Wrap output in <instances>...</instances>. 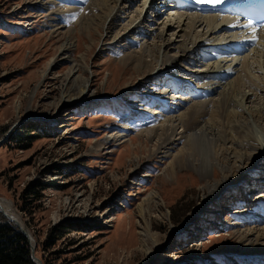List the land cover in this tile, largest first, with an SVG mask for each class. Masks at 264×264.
Returning a JSON list of instances; mask_svg holds the SVG:
<instances>
[{
  "label": "rangeland",
  "instance_id": "374dc122",
  "mask_svg": "<svg viewBox=\"0 0 264 264\" xmlns=\"http://www.w3.org/2000/svg\"><path fill=\"white\" fill-rule=\"evenodd\" d=\"M73 2L0 0V138L7 133L0 143V199L10 204L22 225L15 222L32 238L26 237L33 264L38 263L30 243L41 264H262L264 248L250 255L248 241L239 242V232L264 228L250 227L258 219L264 224L255 202L250 207L254 223L222 214L205 224L207 218L194 214L206 181L189 173L192 169L168 165L184 142L159 153L149 142V151L133 150L142 142L139 134L180 109L167 103L148 109L167 79L139 78L135 61L124 62L133 59L139 46L123 37L112 40L123 33V20L112 22L111 16L113 25L105 31L102 22L92 24L90 17L89 27H83L68 11ZM91 15L94 11H85V17ZM164 16L149 18L160 24ZM66 42L68 50L61 54ZM75 62L88 69L81 74L93 86L83 105L63 106L65 74ZM242 87H235L231 97L219 91L212 98L231 108L234 97L249 90ZM153 109L157 116L147 113ZM29 125L33 131L26 132ZM112 135L121 141L105 143ZM231 190L228 186L224 192ZM151 194L156 198L142 216L139 206ZM222 196L203 212H213ZM242 212L251 219L247 208ZM147 226L157 241L148 242L151 258L141 247Z\"/></svg>",
  "mask_w": 264,
  "mask_h": 264
},
{
  "label": "bare ground",
  "instance_id": "6f19581e",
  "mask_svg": "<svg viewBox=\"0 0 264 264\" xmlns=\"http://www.w3.org/2000/svg\"><path fill=\"white\" fill-rule=\"evenodd\" d=\"M70 1H74L75 6H70L71 9L68 11L72 15L75 14L78 22H83L81 24L83 27H89L90 17L92 24L102 22V28L105 31L113 25L112 22L123 20L124 24L120 27L123 33H118L112 40L119 41L123 37L130 44L139 46V51L134 54L133 59L128 58L124 62L135 61L133 70L138 77L140 76L139 78L167 79L164 80V89L153 94L147 108L151 109L152 106L156 108V105L161 107L162 104L167 103L171 109L173 105L180 110L177 109L179 111L174 114L167 113L169 117H162L158 126L139 134L138 138H141L142 142L133 150L149 151L147 148V142H149L152 150L159 153L167 147L174 148V143L179 146L181 142H184L182 148L173 154L168 165L172 170L176 164L182 169H192L193 172L189 173L195 174L197 179L199 177L206 181L202 204L195 211L194 216L207 218L205 224L213 223L214 216L219 220L218 212L222 207L221 202L226 199L225 207H230L233 201L243 199L244 195L241 192L238 193L239 188L242 190L240 186L247 175L249 177L248 180L245 179V182L253 183L250 180V173L258 168L260 163V169H262L264 162V27L256 46L240 56L236 64L230 65L222 60H211L205 55L201 59L199 55L202 49L208 50L207 46L213 44L216 37L221 36L223 20H217L212 15H199L196 12L182 9L180 8L181 2L168 1L164 3V6L161 4L162 0H143L142 4L137 0H132V2L130 0ZM85 3H87L86 8L83 7ZM130 5L133 7L130 8ZM87 10L94 11V15L85 17ZM151 13L153 14L150 15ZM158 14L165 15L160 24L156 23L160 19H157ZM111 16L116 18L114 20L113 17L112 22ZM149 17L157 20L153 22ZM106 22L108 27H106ZM68 46L69 43L66 42L58 51L64 54ZM203 53L209 54L205 51ZM55 60H52L49 66ZM79 65L75 62L65 74L66 88L60 98V105L68 107L83 105V99L93 86L90 78H84L81 74L82 71L87 72L88 69L82 70ZM157 65L159 68L155 69ZM229 65L231 73L235 75L228 80L226 76L216 81L217 77L214 75L219 74L224 68L227 69ZM182 86H185L188 91H183ZM242 86L249 90L247 92L243 90L242 97H234L231 108V104L228 106L212 98L213 95H218L219 91L224 98L231 97L235 87L241 90ZM191 100L194 103H191ZM147 113L157 116L154 109L151 113L148 111ZM179 129L181 133L177 132ZM114 137L116 136L108 137L105 143L121 141L113 139ZM133 155L138 156L134 152ZM171 175L175 177V174L171 173ZM237 180L240 184L235 185ZM199 183L204 188V183L201 181ZM258 184H262L258 187H264L263 181ZM228 186L232 190L224 192ZM220 195H223V199L215 203L214 207L217 209L214 211L215 214L213 215L210 211L203 212V207L206 208L209 203L216 202ZM260 195H262L261 192H258L254 199L257 206L258 204L264 205V199L260 198ZM154 198L156 194H151L140 204L139 212L142 216L146 214L148 205L153 203ZM249 199L251 201V198ZM251 204L245 201L243 204L237 203L230 208L231 219L242 215L246 218L247 225L249 222L254 223L256 213H251ZM9 205L8 202L0 199V209L13 221L22 225L19 217L11 211ZM246 208L248 210L246 214H249L251 219L244 216L245 212H242ZM256 212H258L257 209ZM260 214H264V210H260ZM260 222L258 219L254 224L251 223L250 227L264 226ZM239 235V242L248 241L247 247L252 248L250 255H255L261 248H264V228L249 229L246 232H239ZM142 238L141 247L150 258L153 257V250L148 246V242L151 239L156 245L157 241L149 226L143 231ZM29 241H32L31 237ZM250 263L260 264L258 260ZM261 263L264 264V260Z\"/></svg>",
  "mask_w": 264,
  "mask_h": 264
},
{
  "label": "trees",
  "instance_id": "16d2710c",
  "mask_svg": "<svg viewBox=\"0 0 264 264\" xmlns=\"http://www.w3.org/2000/svg\"><path fill=\"white\" fill-rule=\"evenodd\" d=\"M33 131L31 125L27 131ZM21 140L22 138H18ZM31 138H28L30 140ZM0 264H33L26 236L0 214Z\"/></svg>",
  "mask_w": 264,
  "mask_h": 264
},
{
  "label": "water",
  "instance_id": "95a60500",
  "mask_svg": "<svg viewBox=\"0 0 264 264\" xmlns=\"http://www.w3.org/2000/svg\"><path fill=\"white\" fill-rule=\"evenodd\" d=\"M7 134V133H6ZM6 134L5 135H3L1 138H0V143L3 141V140H5V138H6ZM1 211V210H0ZM1 213H2V215L4 216V217H6L7 219H9V220H11V221H13L9 216H7L5 213H3L2 211H1ZM13 223L19 228V230L29 239V233L27 232V230H25V228L23 229L22 227H20L15 221H13ZM30 252H31V257H32V259L36 262V263H38V264H41L40 263V261L37 259V258H35L34 257V255H33V245H31V243H30Z\"/></svg>",
  "mask_w": 264,
  "mask_h": 264
},
{
  "label": "snow or ice",
  "instance_id": "6c2138e0",
  "mask_svg": "<svg viewBox=\"0 0 264 264\" xmlns=\"http://www.w3.org/2000/svg\"><path fill=\"white\" fill-rule=\"evenodd\" d=\"M196 3L207 4V5H210V6H215L216 4L221 3V0H196ZM246 26L250 27L251 25H246Z\"/></svg>",
  "mask_w": 264,
  "mask_h": 264
}]
</instances>
